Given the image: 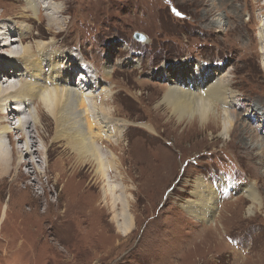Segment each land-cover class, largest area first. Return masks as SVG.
Returning a JSON list of instances; mask_svg holds the SVG:
<instances>
[{
    "label": "rangeland",
    "instance_id": "rangeland-1",
    "mask_svg": "<svg viewBox=\"0 0 264 264\" xmlns=\"http://www.w3.org/2000/svg\"><path fill=\"white\" fill-rule=\"evenodd\" d=\"M39 2L35 16L23 1L0 0L2 23L26 21L31 31L25 44L53 40L54 51L72 55L68 67L76 69L75 75L83 72L84 83L88 74L98 73L102 87H92L87 94L102 99L111 89V98L104 101L112 108L110 120L126 124V130L120 149L111 141L103 150L125 156L122 175L129 176L124 185L132 195L130 212L136 226L127 236L118 232L111 201L103 196L104 183L94 178L91 166L79 167V176L65 172L57 178L60 171L55 167L64 144H55L52 125L51 135L41 129L48 136L46 155L37 135L31 134L35 139L30 142L37 144L34 151L40 150L33 161L42 175L34 174V165H22L19 171L0 176V264H264V151L249 150L252 140L264 144V38L260 34L264 0ZM137 33L145 35L147 42L136 39ZM7 55V49L0 50V57ZM107 60L112 66L109 79L104 71ZM182 64L187 72L205 64L213 77L228 74L238 95L233 112L241 123L239 129L253 130L247 137L233 128L224 138L212 121L203 130L198 119L191 122V133H185L190 125L187 117L180 127L166 125L168 117L178 121L160 104L169 86L161 68L176 73ZM11 72L12 67H6L2 77H13ZM182 79L180 84L193 86L187 77ZM0 83L9 85L5 80ZM257 104L261 108L256 115L252 108ZM156 110L165 120L157 118ZM7 117L0 112V121ZM21 136L9 139L11 151L24 147V141L18 143ZM53 145L59 148L55 153L49 151ZM138 145L162 153L155 155L158 162L153 167L132 166ZM199 178L223 187L210 222L199 221L185 208L191 203L200 208L191 193ZM223 180L228 185L223 186ZM239 185H253L261 196L263 205L251 214V200L243 191L231 189ZM92 197L97 198L100 215L96 220L90 213L79 218L74 203L87 204ZM46 210L48 216L42 217ZM65 210V228L51 227L56 213ZM68 225L77 228L63 239Z\"/></svg>",
    "mask_w": 264,
    "mask_h": 264
},
{
    "label": "bare ground",
    "instance_id": "bare-ground-1",
    "mask_svg": "<svg viewBox=\"0 0 264 264\" xmlns=\"http://www.w3.org/2000/svg\"><path fill=\"white\" fill-rule=\"evenodd\" d=\"M18 1H23L26 5L25 9L37 16L40 9L39 0ZM214 10L216 9L213 6L212 11ZM2 21L0 17V50L7 49L8 55L5 57L6 59L0 57V78L2 77L1 71L4 72L6 67H12L11 73H13V77H5V84H9L6 87L0 83V112L8 116L0 121V176L9 173L12 169L17 172L22 165H34V174L37 176L42 175L38 169L39 166L33 161V157L40 150L34 151L37 144L34 141L30 142V139L34 138L31 134L35 133L37 135V139L43 147L42 155H46L47 152L45 153V151H48V136L44 134H49L48 128L53 125L55 132H52V134H54L53 140L55 144H64L61 147L64 149L61 150V158L59 157L55 167L56 170L59 169L58 171H60L57 178L61 177V173L65 174V172L68 176H79L82 171H79V167L84 165L91 166L94 178L100 179L104 183L103 196L104 199H110L111 201L109 205L115 213L113 219L116 229L123 236H127L134 230L136 223L130 212L132 195L127 193V187L124 185V180L129 176L124 173L122 175L123 162L121 157L125 156L119 158L113 150L106 151V153L103 150L105 149L103 145L105 143L110 144L111 141L117 146L116 148L120 149L126 130V124L113 123L110 120L112 108L104 101L107 99L106 101L108 102L111 98V89L109 88L105 92L102 99L94 93L87 94V91L92 87H96L95 89L102 87V84L98 83L101 79L98 73L93 77L88 74L86 83L81 79L78 84L75 83L73 76L76 69L68 67L67 63L68 59L72 58V55L54 51L53 40L48 43L39 41L32 45L25 44V40L31 31L29 24L26 21L21 23L12 22L11 20H8L7 23H2ZM263 21L261 20V22ZM53 22H55L54 18ZM221 22L222 20L218 24L219 28H222ZM261 26L264 28V22ZM262 28L260 34L262 33L264 38V29ZM13 33H16V36L12 37ZM262 44H264V39ZM261 50V54L264 55V47ZM196 66L192 72H187L186 66L182 64L177 66L176 69L178 70L176 73L172 70L168 71L169 69L165 66V70L161 68L160 74L165 80L167 79L169 86L164 88L160 104L165 107L164 109L168 116L171 114L177 117L178 121L175 122L174 118L168 117L166 125L172 124L180 127L183 120L187 117L190 119V125L185 133H191V130L194 129V124L191 122L193 119H198L203 125V130L208 129L206 123L212 121L215 127L221 128L224 138L230 135L233 128L241 131L243 137H247L248 132L252 129L248 128L249 130L244 133V130H241V123L236 118L237 113L233 112L236 104H238V95L233 90L232 80L228 74H215L216 77H213L209 67H206L205 64ZM111 67L109 60H107L104 71L108 79L112 75ZM182 76L187 77L192 84L194 83L193 86L187 87L180 84L183 81ZM95 91L97 92V90ZM260 108V104L252 108L253 114L257 115ZM156 113L158 119L165 120L166 116H160L158 110H156ZM10 117H13L12 120ZM11 121H16V124H12ZM161 123L163 124V122ZM237 123L238 128L236 127ZM41 129L45 130L44 134ZM147 129L153 131L154 134L158 133L152 127ZM18 134L22 135L18 143L24 141V147L22 149L13 148L12 152L9 139L11 140L12 136ZM250 136L253 137L252 135ZM157 138L160 137L157 136ZM253 141L250 145V151H255L258 148L264 151V144L259 146ZM106 148H108L107 145ZM57 149L59 148H55L53 145L49 151L55 153ZM136 152V156L131 158V164L138 168L141 165L147 168L153 167L151 165L158 162L157 154H162L155 152L148 146L142 145L136 147ZM14 165L15 167H13ZM52 170L50 169V172ZM226 185L228 183L223 180V186ZM218 187L220 188L210 185L203 179H197L191 193L197 196L196 205L200 208L196 209L191 203L185 207L187 211L199 221H212L210 216L214 215L219 208L218 199L221 195L222 185ZM231 189L233 191H243V194H246L247 198L251 200L252 204L248 213H253L254 207L263 205L261 196L253 185L247 188H242L239 185ZM66 206L68 208V205ZM74 206L78 210L76 214L79 218H86L90 213L96 220L100 215V205L95 197H92L87 204L85 202L81 204L76 202ZM48 210L43 213L42 217L48 216ZM67 211L65 210L60 214H57V212L55 219L50 222V226L56 225V228L61 226L62 229L63 227L65 228L64 225L67 223L64 222V218L65 214H68ZM45 220L47 219L45 218ZM74 228L77 227L68 225L63 239L67 238V236L69 237Z\"/></svg>",
    "mask_w": 264,
    "mask_h": 264
},
{
    "label": "water",
    "instance_id": "water-1",
    "mask_svg": "<svg viewBox=\"0 0 264 264\" xmlns=\"http://www.w3.org/2000/svg\"><path fill=\"white\" fill-rule=\"evenodd\" d=\"M135 38L138 39L139 41L143 42V43H146L148 40V38L141 33L135 34Z\"/></svg>",
    "mask_w": 264,
    "mask_h": 264
},
{
    "label": "clouds",
    "instance_id": "clouds-1",
    "mask_svg": "<svg viewBox=\"0 0 264 264\" xmlns=\"http://www.w3.org/2000/svg\"><path fill=\"white\" fill-rule=\"evenodd\" d=\"M81 73H83V72H80L78 75H77V74L75 75V77H77V76H78V79H77V81H79V80H80V79H79V76H80V74H81ZM84 73H85V72H84ZM84 75H87V74H84ZM73 77H74V76H73ZM4 78H5L4 76H3V77H1V78H0V79H2L1 81H3V80H5V79H6V78H5V79H4Z\"/></svg>",
    "mask_w": 264,
    "mask_h": 264
}]
</instances>
